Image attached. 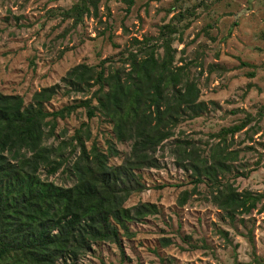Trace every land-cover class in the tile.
Here are the masks:
<instances>
[{
  "label": "rangeland",
  "instance_id": "obj_1",
  "mask_svg": "<svg viewBox=\"0 0 264 264\" xmlns=\"http://www.w3.org/2000/svg\"><path fill=\"white\" fill-rule=\"evenodd\" d=\"M77 1L0 0L1 93L18 94L27 104L34 92L58 83L60 89L44 103L47 111L86 99L95 87L85 94L65 93L61 78L70 68L95 66L102 59L106 71L119 67L135 48L132 37H155L161 25L171 22L177 26L174 65H184L200 88L199 100L207 104L201 115L179 122L158 148V167L136 171L142 188L124 206L149 203L151 212L128 221L127 232L120 228L118 242L93 243L78 264H264V197L249 213L231 219L212 201L210 183L195 184L170 150L174 139H189L206 155L219 141L213 134L250 113L254 119L244 129L226 136L236 159L218 179L237 191L264 194V114L259 115L264 105V0H134L129 11L122 0H98L97 16L83 15L75 23L64 11ZM185 11L189 14L175 19ZM76 134L89 135L87 150L95 144L107 153V141L114 142L118 155L108 158L110 164L121 163L130 151V142L116 140L107 118L100 113L88 117L84 106L57 118L54 136L45 143L66 141L62 150L71 162L80 150L72 138ZM39 171L41 180L57 186L74 182L65 164L54 174Z\"/></svg>",
  "mask_w": 264,
  "mask_h": 264
},
{
  "label": "trees",
  "instance_id": "obj_2",
  "mask_svg": "<svg viewBox=\"0 0 264 264\" xmlns=\"http://www.w3.org/2000/svg\"><path fill=\"white\" fill-rule=\"evenodd\" d=\"M122 1L129 11L134 0ZM97 2L78 0L64 13L75 23L83 15L96 17ZM186 14L189 12L178 13L175 19L180 21ZM176 32L177 26L168 22L155 37H132L135 48L127 52L121 66L108 71L106 59L95 66H73L61 78L65 93L85 94L95 89L90 97L59 109L47 111L44 107L60 89L58 83L34 92L27 104L18 94L0 92V264H78L93 243L118 242L120 228L127 232L128 221L151 212L149 203L124 206L129 195L142 188L136 171L158 167L156 152L172 137L177 124L207 109L199 100V86L188 77L184 65H174ZM92 99L96 104H91ZM82 106L88 117L100 113L107 118L118 142H130V151L121 163L108 162L118 155L112 141H107V153L95 144L87 150L84 141L88 134L72 137L80 150L71 162L72 156H65L62 150L66 141L56 146L45 143L54 136L56 119H64ZM262 114L264 105L259 111ZM253 119L246 113L239 123L213 134L219 141L206 155L189 139L176 138L170 147L176 164L191 171L195 184L210 183L215 189L212 201L231 219L249 213L264 197L263 193L237 191L218 179L232 170L230 161L236 159V151L228 150L226 136L241 131ZM64 164L74 180L71 185L41 180L40 169L54 174ZM185 199L183 193L179 202ZM163 242L167 244L168 239Z\"/></svg>",
  "mask_w": 264,
  "mask_h": 264
}]
</instances>
